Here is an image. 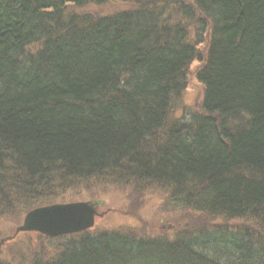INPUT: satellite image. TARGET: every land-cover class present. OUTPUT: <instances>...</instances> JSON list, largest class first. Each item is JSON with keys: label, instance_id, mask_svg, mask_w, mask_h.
I'll list each match as a JSON object with an SVG mask.
<instances>
[{"label": "trees", "instance_id": "trees-1", "mask_svg": "<svg viewBox=\"0 0 264 264\" xmlns=\"http://www.w3.org/2000/svg\"><path fill=\"white\" fill-rule=\"evenodd\" d=\"M105 1L0 0V204L118 172L161 182L198 211L264 226V0H120L133 7L64 22L66 5ZM177 17L209 34L197 73L207 115L157 141L197 54ZM256 232L166 240L87 230L40 264H256L259 252L264 264Z\"/></svg>", "mask_w": 264, "mask_h": 264}, {"label": "rangeland", "instance_id": "rangeland-1", "mask_svg": "<svg viewBox=\"0 0 264 264\" xmlns=\"http://www.w3.org/2000/svg\"><path fill=\"white\" fill-rule=\"evenodd\" d=\"M183 1L193 7L194 0ZM132 7V2L120 0H106L102 4H68L64 7L63 19L70 26L82 27L94 18ZM176 20L186 30V41L196 46L197 54L184 69L183 89L171 95L169 99L166 125L164 124V130H161L163 133L158 135L160 137H154L157 141H164L166 130L173 124L190 122L196 115H207L202 108L204 85L198 80L197 73L205 63L209 34L202 32L197 22L183 17H177ZM40 45L41 43L31 44L30 52L39 49ZM152 145L153 142L147 151L152 150ZM52 192L48 197V192L42 189L35 196L14 195L3 200L0 204V239L11 236L15 227L21 224L26 211L33 207L49 202L51 204L102 199L104 205L97 209L94 225L89 229L91 232L116 230L150 239L175 240L206 230L240 233L247 225L257 230L253 235L254 244L264 246V226L254 219L224 220L222 217L198 211L181 204L172 194V189L161 182L141 177L135 179L118 172H105L85 179H68ZM56 193L60 194L61 199H55ZM78 236L73 234L47 238L38 233H18L0 246V264H40L52 261L60 256L70 239ZM224 257L226 260L231 259L226 254ZM260 259L259 252L257 259L255 258L256 264H263ZM231 260L233 261H229L230 264H241L235 257Z\"/></svg>", "mask_w": 264, "mask_h": 264}, {"label": "water", "instance_id": "water-1", "mask_svg": "<svg viewBox=\"0 0 264 264\" xmlns=\"http://www.w3.org/2000/svg\"><path fill=\"white\" fill-rule=\"evenodd\" d=\"M104 205L102 199L59 202L36 206L26 211L20 225L11 236L0 239V246L18 233H39L47 238L80 233L94 225L97 209Z\"/></svg>", "mask_w": 264, "mask_h": 264}, {"label": "bare ground", "instance_id": "bare-ground-1", "mask_svg": "<svg viewBox=\"0 0 264 264\" xmlns=\"http://www.w3.org/2000/svg\"><path fill=\"white\" fill-rule=\"evenodd\" d=\"M74 234V233H73Z\"/></svg>", "mask_w": 264, "mask_h": 264}]
</instances>
